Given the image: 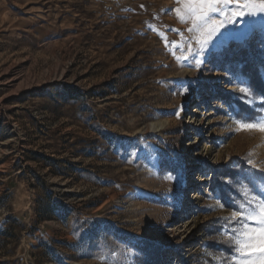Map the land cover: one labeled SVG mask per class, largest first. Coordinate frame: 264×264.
<instances>
[{
	"label": "rangeland",
	"instance_id": "obj_1",
	"mask_svg": "<svg viewBox=\"0 0 264 264\" xmlns=\"http://www.w3.org/2000/svg\"><path fill=\"white\" fill-rule=\"evenodd\" d=\"M188 7L0 0V264H264L260 230L238 251L223 219L264 197V132L238 123L264 95L236 61L264 77V13H212L225 26L200 51ZM239 163L224 200L214 170Z\"/></svg>",
	"mask_w": 264,
	"mask_h": 264
},
{
	"label": "snow or ice",
	"instance_id": "obj_2",
	"mask_svg": "<svg viewBox=\"0 0 264 264\" xmlns=\"http://www.w3.org/2000/svg\"><path fill=\"white\" fill-rule=\"evenodd\" d=\"M183 3L189 5L187 9L184 10V15H187L192 19V27L188 29L189 32L197 31L200 34V38L197 40V43L201 45L200 51L204 50V45H206L209 40L208 37H211L219 31L221 27H224V22L219 24L212 18V13H219L222 16H225L227 23L234 24L238 19H245L248 16L256 15L257 12L253 10H248L249 5H259V11L264 13V0H182ZM242 5V8H229L227 12L221 8V6L227 5ZM195 6V7H192ZM143 7V5L141 6ZM181 9L177 8V16L184 22V15H181ZM173 44L176 42L173 41ZM166 47L168 45L166 44ZM176 49L173 51V55L176 54ZM188 52L191 56H196L197 53L193 52L191 45L188 46ZM179 59V57H177ZM185 60L189 59V56L184 57ZM197 64L201 63L200 60L196 61ZM187 89H185L186 91ZM244 90L242 89V92ZM179 115V113H177ZM245 128H258L260 131L264 132V117H259L255 120L249 121H238ZM251 162V161H249ZM223 207V204L220 205ZM226 223H235L241 225L240 228H232L230 230L229 242L237 245V250L239 251L240 247L247 245L248 241L244 238L246 235L245 230L259 229L261 236L264 237V197L253 195L250 200H246L243 204L238 205L233 209L230 217H225Z\"/></svg>",
	"mask_w": 264,
	"mask_h": 264
},
{
	"label": "trees",
	"instance_id": "obj_3",
	"mask_svg": "<svg viewBox=\"0 0 264 264\" xmlns=\"http://www.w3.org/2000/svg\"><path fill=\"white\" fill-rule=\"evenodd\" d=\"M236 57H237L236 61L241 64L240 65L241 74L247 78V82L251 94L255 97L263 96L264 77H262V75L260 74L256 60L252 56L250 57L246 55L244 50L239 51ZM228 103L230 104L231 102H229L228 100ZM234 103L237 108V114L243 115L247 113L249 118L255 115V111H253L252 107L249 106L248 104L240 100H234ZM240 170H241V163L230 168L224 167L223 170H214L215 173L213 178V183H214L213 186H215V188L220 192L224 200H226V198L227 199L231 198L234 189L232 187L233 185H229L227 182L224 181L223 178H227V180H229L232 183L236 182L240 176ZM208 244L209 247L214 249L215 251L220 250L217 245H212L211 242L210 243L208 242ZM147 248L150 253V256H152L151 259L157 257L159 251L155 247H151L149 246V244H147Z\"/></svg>",
	"mask_w": 264,
	"mask_h": 264
}]
</instances>
